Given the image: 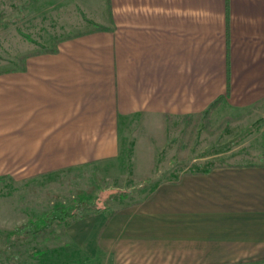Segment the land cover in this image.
<instances>
[{
	"label": "crops",
	"instance_id": "obj_1",
	"mask_svg": "<svg viewBox=\"0 0 264 264\" xmlns=\"http://www.w3.org/2000/svg\"><path fill=\"white\" fill-rule=\"evenodd\" d=\"M88 7L101 24L87 18L60 30L54 50L26 51L0 69V178L113 160L130 122L201 116L218 95L224 98L211 116L220 119L264 106V0ZM254 137L253 159L214 160L221 151L196 157L210 165L183 169L110 216L76 219L71 242L111 264L264 258V123ZM228 147L225 153H245Z\"/></svg>",
	"mask_w": 264,
	"mask_h": 264
},
{
	"label": "rangeland",
	"instance_id": "obj_2",
	"mask_svg": "<svg viewBox=\"0 0 264 264\" xmlns=\"http://www.w3.org/2000/svg\"><path fill=\"white\" fill-rule=\"evenodd\" d=\"M65 1L0 0V69L17 65L16 56L26 51L51 49L63 36L60 30H73L87 18L95 25L101 24L88 3L96 5L103 0H74L72 4ZM48 2L53 10H48ZM58 13L64 23L61 29L55 17ZM263 123L264 106L222 119L211 114L187 119L153 117L128 124L122 132L120 153L113 160L22 179L0 178V264H111L102 257L88 258L74 246L68 227L76 219L25 237L7 232L55 206L71 204L80 196L109 208L107 213L136 203L157 183L174 180L183 169L210 165L196 157L212 151H221L222 155L214 159L219 161L253 159L257 142L254 135ZM227 146L245 153H225Z\"/></svg>",
	"mask_w": 264,
	"mask_h": 264
},
{
	"label": "trees",
	"instance_id": "obj_3",
	"mask_svg": "<svg viewBox=\"0 0 264 264\" xmlns=\"http://www.w3.org/2000/svg\"><path fill=\"white\" fill-rule=\"evenodd\" d=\"M55 48H52L54 50ZM224 96L218 95L214 98L203 111L202 116L209 117L211 112L222 102ZM190 117V116H188ZM262 156L264 158V147L262 149ZM149 195V194H148ZM147 195V196H148ZM109 208L100 207L96 204L95 200L80 196L75 202L66 205H58L52 209L46 210L41 216L34 219H27L26 221L14 226L7 233L15 236H29L35 235L39 232H45L49 229H53L56 223H64L73 221L77 218L86 216L89 213L105 212ZM119 209V208H118ZM117 209L108 213V216L113 214ZM264 262V258L251 260L247 263L256 264Z\"/></svg>",
	"mask_w": 264,
	"mask_h": 264
}]
</instances>
